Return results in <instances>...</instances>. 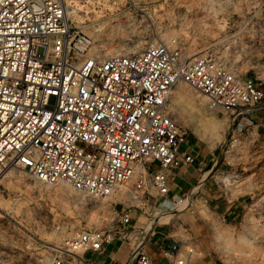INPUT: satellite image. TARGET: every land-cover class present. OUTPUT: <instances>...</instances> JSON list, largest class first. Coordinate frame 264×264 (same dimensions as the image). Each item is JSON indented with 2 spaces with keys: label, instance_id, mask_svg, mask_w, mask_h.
<instances>
[{
  "label": "built area",
  "instance_id": "1",
  "mask_svg": "<svg viewBox=\"0 0 264 264\" xmlns=\"http://www.w3.org/2000/svg\"><path fill=\"white\" fill-rule=\"evenodd\" d=\"M232 37L218 40L228 44ZM234 53L211 45L189 57L176 36L137 52L102 55L92 36L73 25L65 0H0V179L9 169L27 168L40 182L114 197L109 225L78 228L52 246L49 264H88L84 252L100 251L118 237L130 240L129 233L140 237L126 264H154L145 249L153 224L191 208L195 199L168 196L172 170L193 160L180 151L187 130L171 107L175 86L185 82L207 97L209 110L228 113L232 135L257 134L252 115L264 110V67L261 75L245 76ZM239 140L235 136L231 145ZM237 174L217 168L212 176L222 189ZM203 203L209 207L208 198ZM134 209L145 217L141 226L132 222ZM6 224L10 239L16 219ZM163 254L172 264L200 258L191 233Z\"/></svg>",
  "mask_w": 264,
  "mask_h": 264
},
{
  "label": "rangeland",
  "instance_id": "2",
  "mask_svg": "<svg viewBox=\"0 0 264 264\" xmlns=\"http://www.w3.org/2000/svg\"><path fill=\"white\" fill-rule=\"evenodd\" d=\"M222 1L65 0V5L69 6L68 16L73 25L92 36L102 55H109L106 50L110 47L137 46L139 51L148 42L180 36L189 57L211 45L221 48L226 45L235 50L232 61L245 76L261 75L264 0H251V6L248 0ZM225 33L234 34V40L228 44L219 41ZM122 38H125L124 45L120 42ZM170 100H179L181 105L200 100L206 115L219 111L230 122L228 113L209 110L207 97L185 82L175 86ZM177 111L179 124L187 128L186 118L193 113L186 112L184 107ZM227 124L206 120L203 125L206 134L220 141L222 168L238 173L237 181L220 190L225 201L240 206L241 215L233 223L220 220L203 201L199 202V213L210 223L211 249L224 264H264V143L259 139L253 141L256 135L245 138L239 131V135H232ZM235 136L240 140L231 145ZM9 170L0 179V198L14 206L9 214H17V219L43 241L29 235L18 224L9 239L5 226L10 217L3 219L1 211L4 222L0 223V264L9 260L49 264L55 254L49 243L63 245L78 228L106 227L113 218L110 205L114 197L89 196L65 182H40L27 168ZM211 179L216 184L213 176Z\"/></svg>",
  "mask_w": 264,
  "mask_h": 264
},
{
  "label": "crops",
  "instance_id": "3",
  "mask_svg": "<svg viewBox=\"0 0 264 264\" xmlns=\"http://www.w3.org/2000/svg\"><path fill=\"white\" fill-rule=\"evenodd\" d=\"M171 107L177 113V109L186 108V112L193 113L187 117V130L185 141L180 146L182 154H191V162L183 161L172 170L170 191L168 196L190 194L194 199L191 208L174 210L163 218L156 220L150 238L145 243V249L152 257L154 264H172L169 257L163 254V249L173 240L186 239L189 233L197 241L200 258L197 264H224L223 260L211 249V226L208 220L199 213V202L203 198L209 199V208L220 220H228L233 223L238 221L241 215L240 206L237 203L225 201L221 190L211 179V172L221 166L220 141L204 132L206 120L213 123H227L229 132L232 129L228 117L215 111L206 115L204 103L199 100L188 101L181 105L179 100H170ZM253 128L257 130L256 138L264 143V110L252 115ZM182 126V125H181ZM229 126V127H228ZM183 127V126H182ZM216 168V169H217ZM145 217L139 210L132 211V222L138 226L144 224ZM129 225L128 227H130ZM121 228V225L119 226ZM130 240L116 238L105 244L100 251L88 250L84 252L88 264H126L131 258L133 243L140 237L133 233L128 234Z\"/></svg>",
  "mask_w": 264,
  "mask_h": 264
},
{
  "label": "bare ground",
  "instance_id": "4",
  "mask_svg": "<svg viewBox=\"0 0 264 264\" xmlns=\"http://www.w3.org/2000/svg\"><path fill=\"white\" fill-rule=\"evenodd\" d=\"M67 4V3H66ZM71 10H73L72 8H71ZM75 10V9H74ZM66 11H67V14L69 13V12H71V11H69V6L67 7L66 6ZM75 12V11H74ZM132 32V31H131ZM120 42L122 43V45H124V43H125V38L123 39H121L120 40ZM137 42V41H136ZM126 44V43H125ZM134 44V43H133ZM138 44V43H137ZM133 47V46H132ZM130 47V46H127V47H117V48H112V47H110V48H107V50H106V53L107 54H109V55H111V54H115V53H129L128 51L129 50H132L133 52H136L137 50V46H135V47ZM140 50V49H139ZM11 170H9L8 171V173L10 172ZM66 184H68V183H66ZM67 186V185H66ZM14 206H12L10 203H6L4 200H2L1 198H0V212L1 213H3L2 214V216L3 215H5V216H7V217H10V218H12V219H16V222H17V224L22 228V229H24L25 230V232H27L29 235H31L32 237H34L35 239L37 238V239H39V240H42L43 241V239H41V237H37V236H35V235H33L32 234V232H30L29 231V228L25 225V224H23V222H21L20 220H18L17 219V214H14V216H11L9 213H10V211H11V209L13 208ZM30 236V237H31ZM31 237V238H32ZM47 242V241H46ZM49 243V242H48ZM50 245H52V246H58L57 244H52V243H49ZM42 264H43V262H42Z\"/></svg>",
  "mask_w": 264,
  "mask_h": 264
}]
</instances>
